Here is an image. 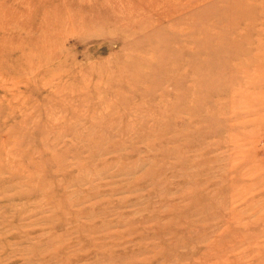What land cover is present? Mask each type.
Here are the masks:
<instances>
[{"label": "rangeland", "instance_id": "rangeland-1", "mask_svg": "<svg viewBox=\"0 0 264 264\" xmlns=\"http://www.w3.org/2000/svg\"><path fill=\"white\" fill-rule=\"evenodd\" d=\"M0 264H264V0H0Z\"/></svg>", "mask_w": 264, "mask_h": 264}]
</instances>
